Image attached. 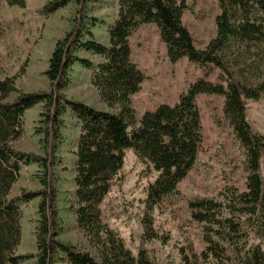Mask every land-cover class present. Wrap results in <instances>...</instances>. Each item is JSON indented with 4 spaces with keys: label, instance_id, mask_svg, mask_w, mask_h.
I'll return each instance as SVG.
<instances>
[{
    "label": "rangeland",
    "instance_id": "1",
    "mask_svg": "<svg viewBox=\"0 0 264 264\" xmlns=\"http://www.w3.org/2000/svg\"><path fill=\"white\" fill-rule=\"evenodd\" d=\"M52 1L26 0L25 9L0 2V82L14 78L24 93L49 92L50 82L44 75L49 59L56 42L74 26L79 10L72 3L54 15L43 16L42 9ZM187 5L184 25L197 48L204 49L216 35L219 0H187ZM87 15L98 21L93 31L96 41L108 46V30L118 17V0H88ZM155 27L148 26L133 38V59L147 76L133 98L138 134L135 149L122 150L112 138L82 135L76 118L71 113L65 117L54 169L63 227L60 239L98 261L100 229L106 225L135 256L146 251L153 264H181V249L202 264L200 253L207 238L233 257L226 243L192 220L189 207L217 199L227 187L246 190V157L236 141L237 124L226 87L219 83L218 71L204 79L201 69L187 60L171 63ZM91 60L95 64L103 61ZM91 75L92 71L76 65L64 93L96 110H108L91 85ZM17 97L13 93L5 102ZM245 103L253 133L264 138V97ZM42 111L43 105H38L26 112L24 135L14 143L16 150L46 157L43 136L36 133ZM41 172L36 164L24 167L10 198L23 191L42 190ZM160 174L177 181L178 194L165 197L161 208L151 212L157 231L167 241L147 243L141 219L148 213L147 189ZM261 175L264 179V154ZM38 205L39 199L20 204L22 242L17 255L37 253ZM22 264H36V259Z\"/></svg>",
    "mask_w": 264,
    "mask_h": 264
},
{
    "label": "trees",
    "instance_id": "2",
    "mask_svg": "<svg viewBox=\"0 0 264 264\" xmlns=\"http://www.w3.org/2000/svg\"><path fill=\"white\" fill-rule=\"evenodd\" d=\"M0 2L20 9L27 6L26 0ZM72 3L79 6L74 26L56 42L44 73L50 82L49 92L24 93L16 87L14 78L0 82V264H22L33 259L36 264H153L146 251H139L135 256L106 225L100 229L98 261L88 252L63 242L54 176L55 153L63 140L65 117L69 113L80 124L82 135L112 138L125 151L137 146L133 98L141 92L147 77L133 59L131 37L144 25L156 26L171 63L187 60L201 69L204 79L214 71L219 72L218 81L226 87L236 119V141L245 152L248 174L245 191L227 187L217 199L189 205L192 220L205 225L207 234L226 243L233 256L207 238L206 247L200 253L202 264H264V179L261 175L264 138L253 133L245 103L264 97V0H219L216 35L204 49L197 48L193 35L184 25L187 0H118V17L108 30V46L96 41L93 31L98 21L87 15L88 0H54L41 13L49 17ZM81 53L103 61L95 64ZM76 65L92 71L91 85L108 111L96 110L66 96L64 92L71 84ZM13 93L18 97L11 103L5 102ZM38 105H43V111L39 115L41 127L36 133L43 136L46 157L23 153L14 147L24 135L26 112ZM33 164L42 171L39 177L42 190L23 191L20 196L10 198L21 170ZM176 194L177 181L162 174L149 185L145 201L148 213L141 219L144 242L165 244L167 238L157 231L151 212L161 208L165 197ZM37 199V253L17 255L22 242L20 204ZM180 256L181 264H198L186 249L180 250Z\"/></svg>",
    "mask_w": 264,
    "mask_h": 264
},
{
    "label": "crops",
    "instance_id": "3",
    "mask_svg": "<svg viewBox=\"0 0 264 264\" xmlns=\"http://www.w3.org/2000/svg\"><path fill=\"white\" fill-rule=\"evenodd\" d=\"M118 10H119V6H118ZM148 26L153 27V25H144V26H141V27L136 31V33L131 37L132 50H133V38H134L135 36H137L138 34H140L141 30H143L144 28H147ZM155 30L157 31V28H156V27H155ZM157 33H158V31H157ZM106 38L108 39V37H106ZM160 40H161V39H160ZM81 54H84L86 58H90V59H91V57H96V56H93V55H91V54H87V53H81ZM96 58H99V57H96ZM146 77H147V76H146ZM102 111H108V110L106 109V110H102ZM78 128H79V130H80V132H81V127H80V124H79V123H78Z\"/></svg>",
    "mask_w": 264,
    "mask_h": 264
}]
</instances>
